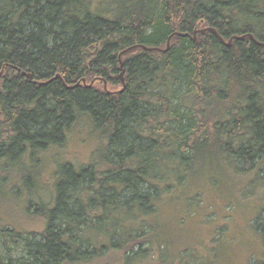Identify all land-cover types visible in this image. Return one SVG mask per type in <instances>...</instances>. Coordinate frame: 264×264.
<instances>
[{"label":"trees","instance_id":"16d2710c","mask_svg":"<svg viewBox=\"0 0 264 264\" xmlns=\"http://www.w3.org/2000/svg\"><path fill=\"white\" fill-rule=\"evenodd\" d=\"M0 72V194L43 226L1 223L0 264H166L153 220L206 163L264 194V0H0ZM79 125L98 142L80 166Z\"/></svg>","mask_w":264,"mask_h":264},{"label":"rangeland","instance_id":"374dc122","mask_svg":"<svg viewBox=\"0 0 264 264\" xmlns=\"http://www.w3.org/2000/svg\"><path fill=\"white\" fill-rule=\"evenodd\" d=\"M86 129L84 125L73 128L64 146L66 159L78 166L87 162L98 146L96 135ZM52 157L65 159L63 151L53 150L47 154L45 163H51ZM50 167L49 164L43 171L39 187L46 201L50 198ZM252 179L254 176L237 174L224 162L216 161L206 163L200 173L177 187L160 205L161 213L153 220L156 240L165 243L162 256L166 264L264 263V244L252 227L254 222L264 225V212L260 211L264 207V194L260 187L253 191L248 186ZM246 187L248 191L242 192ZM21 192L9 197L4 195L8 193L0 194V224L18 231L40 232L41 222H32L26 217L24 207L28 194ZM192 196L197 201H185ZM29 211H34V205ZM108 261L106 264H143L141 258L126 263L123 257L114 254Z\"/></svg>","mask_w":264,"mask_h":264},{"label":"water","instance_id":"95a60500","mask_svg":"<svg viewBox=\"0 0 264 264\" xmlns=\"http://www.w3.org/2000/svg\"><path fill=\"white\" fill-rule=\"evenodd\" d=\"M205 30H199L198 32H200V33H203ZM212 32L213 33H215L213 30H212ZM195 32L193 33V40H194V37H195ZM178 35H180V36H188V35H185V34H178ZM236 39H241V38H237V37H235ZM221 40V39H220ZM231 40L232 39H230L227 43H225V45L226 46H229L230 45V43H231ZM222 41V40H221ZM168 43H169V40L167 41V47H166V49L168 48ZM224 43V42H223ZM2 74V72H0V75ZM28 78H30V75H28L27 76ZM58 77V76H57ZM119 80H120V82H121V84H122V86L124 87V79H123V71H122V68H121V66H120V73H119ZM84 82V81H83Z\"/></svg>","mask_w":264,"mask_h":264},{"label":"bare ground","instance_id":"6f19581e","mask_svg":"<svg viewBox=\"0 0 264 264\" xmlns=\"http://www.w3.org/2000/svg\"><path fill=\"white\" fill-rule=\"evenodd\" d=\"M28 78V77H27Z\"/></svg>","mask_w":264,"mask_h":264}]
</instances>
